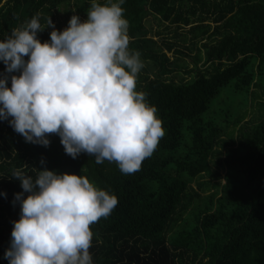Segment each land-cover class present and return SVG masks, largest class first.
Here are the masks:
<instances>
[{"label": "trees", "instance_id": "obj_1", "mask_svg": "<svg viewBox=\"0 0 264 264\" xmlns=\"http://www.w3.org/2000/svg\"><path fill=\"white\" fill-rule=\"evenodd\" d=\"M122 7L130 50L144 64L137 90L157 108L165 135L139 171L123 174L87 153L73 159L57 134L47 147L28 143L0 120V264H9L4 253L20 217L13 201L23 189L12 172L35 179L45 166L118 197L91 226L94 264H264V0ZM90 8L91 0H0V39L33 17L46 26L51 16L63 31ZM52 30L38 38L50 40Z\"/></svg>", "mask_w": 264, "mask_h": 264}, {"label": "clouds", "instance_id": "obj_2", "mask_svg": "<svg viewBox=\"0 0 264 264\" xmlns=\"http://www.w3.org/2000/svg\"><path fill=\"white\" fill-rule=\"evenodd\" d=\"M124 3L91 0L87 19L73 15L63 31L51 16L46 26L33 17L0 39L6 66L0 120L25 142L47 147L49 135L57 134L73 159L87 153L97 164L115 162L123 174H133L165 129L157 108L137 90L144 64L130 50ZM48 27L50 40L42 42L37 34ZM40 163L46 165L43 158ZM11 178L23 191L13 201L20 217L4 253L9 264H94L91 226L111 215L118 197L85 176L46 166L35 179L21 168Z\"/></svg>", "mask_w": 264, "mask_h": 264}, {"label": "rangeland", "instance_id": "obj_3", "mask_svg": "<svg viewBox=\"0 0 264 264\" xmlns=\"http://www.w3.org/2000/svg\"><path fill=\"white\" fill-rule=\"evenodd\" d=\"M253 111H256V107L253 108ZM253 111H251V112H253Z\"/></svg>", "mask_w": 264, "mask_h": 264}]
</instances>
